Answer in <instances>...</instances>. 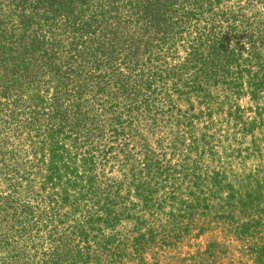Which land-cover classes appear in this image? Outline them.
I'll return each instance as SVG.
<instances>
[{
  "label": "trees",
  "instance_id": "16d2710c",
  "mask_svg": "<svg viewBox=\"0 0 264 264\" xmlns=\"http://www.w3.org/2000/svg\"><path fill=\"white\" fill-rule=\"evenodd\" d=\"M263 157L264 0H0V264L141 259L151 207L263 201Z\"/></svg>",
  "mask_w": 264,
  "mask_h": 264
},
{
  "label": "rangeland",
  "instance_id": "374dc122",
  "mask_svg": "<svg viewBox=\"0 0 264 264\" xmlns=\"http://www.w3.org/2000/svg\"><path fill=\"white\" fill-rule=\"evenodd\" d=\"M248 163L254 166L256 160ZM238 192L243 189L238 187ZM191 193L210 195L205 189ZM226 193L215 191L211 199L200 200L183 191L186 202L174 203L176 215L168 217L153 214L151 207L141 224L147 237L141 259L125 255L119 264H264V200L253 205L238 199L225 203Z\"/></svg>",
  "mask_w": 264,
  "mask_h": 264
}]
</instances>
